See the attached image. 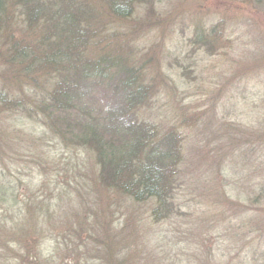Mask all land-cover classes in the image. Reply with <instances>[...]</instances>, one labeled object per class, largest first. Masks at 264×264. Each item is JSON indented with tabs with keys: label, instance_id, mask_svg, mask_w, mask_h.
I'll return each mask as SVG.
<instances>
[{
	"label": "rangeland",
	"instance_id": "rangeland-1",
	"mask_svg": "<svg viewBox=\"0 0 264 264\" xmlns=\"http://www.w3.org/2000/svg\"><path fill=\"white\" fill-rule=\"evenodd\" d=\"M106 1L90 0L109 16L99 30L117 43L136 25L131 52L159 78L144 115L181 123L175 211L156 221L152 198L99 181L90 151L41 138L11 101L33 85L0 60V187L22 208L0 202V264H264V0H151L121 20Z\"/></svg>",
	"mask_w": 264,
	"mask_h": 264
},
{
	"label": "trees",
	"instance_id": "trees-1",
	"mask_svg": "<svg viewBox=\"0 0 264 264\" xmlns=\"http://www.w3.org/2000/svg\"><path fill=\"white\" fill-rule=\"evenodd\" d=\"M150 1L104 4L121 20L131 16L136 4ZM106 16L90 0H0V60L33 85L32 97L11 101L24 102L17 108L43 125L41 138L50 134L65 147L90 151L99 181L134 203L152 198L151 215L158 221L175 211L173 191L183 159L181 123L165 126L144 115L159 78L148 79L147 69L131 52L137 26L113 43L106 26L99 30ZM17 19L25 24L20 38L12 36ZM153 22L148 19L143 27ZM0 102H6L2 92ZM12 188L5 183L0 187V202L21 213ZM16 227L15 239L28 235Z\"/></svg>",
	"mask_w": 264,
	"mask_h": 264
}]
</instances>
